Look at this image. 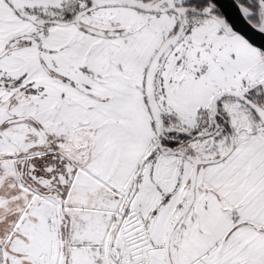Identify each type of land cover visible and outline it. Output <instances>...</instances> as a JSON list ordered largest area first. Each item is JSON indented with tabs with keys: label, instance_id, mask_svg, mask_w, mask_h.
<instances>
[{
	"label": "snow or ice",
	"instance_id": "snow-or-ice-1",
	"mask_svg": "<svg viewBox=\"0 0 264 264\" xmlns=\"http://www.w3.org/2000/svg\"><path fill=\"white\" fill-rule=\"evenodd\" d=\"M0 264H264V0H0Z\"/></svg>",
	"mask_w": 264,
	"mask_h": 264
}]
</instances>
